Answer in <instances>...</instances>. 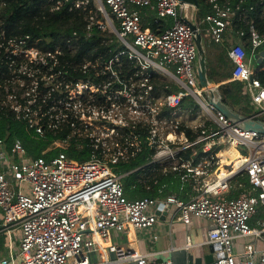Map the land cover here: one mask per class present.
Here are the masks:
<instances>
[{"label":"built area","instance_id":"2783aa9c","mask_svg":"<svg viewBox=\"0 0 264 264\" xmlns=\"http://www.w3.org/2000/svg\"><path fill=\"white\" fill-rule=\"evenodd\" d=\"M87 2L76 0L75 5ZM94 2L100 17L90 11L88 27L95 24L115 36L121 47L111 57L59 61L60 45L54 51L25 48L22 72L0 86V107L15 110L37 135L67 130L30 155L14 142L11 152L17 158L0 139V264H179L110 239L111 229L151 226L163 206H174L185 225L194 217L209 220L206 241L216 248L209 264H264V247L259 248L264 220L260 226L249 222L264 206V134L225 116L210 101L214 89L208 86L212 93L200 85L195 35L187 21L195 16L186 10L197 7L179 0ZM205 2L209 10L193 23L214 42H221L225 33L238 37L229 49L232 78L244 83L254 109L251 116L264 120V84L255 75L258 69L250 68L245 48L250 46L251 55L264 53V32L259 31L264 24L256 22L264 16V0ZM141 5L153 7L155 21L169 18L170 24L159 31L145 26L132 7ZM73 40L67 38V45ZM161 72L177 90H154L152 80ZM193 112L198 121L187 122ZM71 139L76 149L88 151L86 159L67 152ZM219 144L245 150L239 152L241 166L224 177L219 169L210 173L217 158L205 154ZM50 150L56 152L48 154ZM200 150L203 155L195 161ZM159 169L196 180V195L186 201L175 194L126 197L122 175L154 176L156 181ZM236 172L246 173L253 192L227 195L228 178ZM22 181L31 184L30 193L22 191ZM240 237L246 241L237 249ZM183 244L191 246L188 236ZM89 250L95 251L92 259Z\"/></svg>","mask_w":264,"mask_h":264},{"label":"trees","instance_id":"16d2710c","mask_svg":"<svg viewBox=\"0 0 264 264\" xmlns=\"http://www.w3.org/2000/svg\"><path fill=\"white\" fill-rule=\"evenodd\" d=\"M75 2L76 0H0V86L16 78L22 72L20 65L26 62L22 49L25 48L36 47L41 51H54L57 45H60L61 52L56 53L59 61L61 57L81 61L88 56L94 57L98 54H102L103 58H109L121 47L113 34L101 31L95 24L88 27L90 11L96 12L100 17L93 0H88L87 4L80 6H76ZM198 2L200 13H204L205 0H198ZM164 21L160 19L162 27L171 22L168 18L166 22ZM256 22L261 27L264 24V16L257 18ZM239 25L238 23L237 27ZM151 29H154L153 25ZM259 31L264 32L262 29ZM74 32L76 34H73ZM69 37L74 40L67 45L66 39ZM109 37L113 39L107 41ZM249 47L248 44L245 47L247 52ZM255 62L256 68H261L255 75L264 84V68H262L264 67V56L259 62ZM218 91L222 101L231 109L245 115L253 114L254 109L247 105L248 97L242 93L240 81L232 80L222 83ZM260 117L263 118V116ZM27 125V122L17 117L16 111L8 105L0 107V139L13 158H17L11 152L13 143L16 141H19L27 151V155H30L38 148L45 147L54 139L67 134V130L46 131L41 136L37 135L34 128L30 129ZM187 132L190 133L189 130ZM74 143V140H69L67 152L79 160L86 159L88 151L76 149ZM30 150L32 152H29ZM55 152L56 150H50L48 154ZM197 159L198 157L194 158L195 161ZM119 165L121 168L129 167V164ZM214 166L215 163L211 164L210 168L213 169ZM238 176L235 183H231L232 187L228 196H235L242 189L249 190L246 173L241 172ZM162 180L166 181V178ZM239 183L242 186H239ZM167 187L163 193L167 192L169 189ZM157 194V190L146 191L143 197H152ZM258 218L264 220V206H259L258 211L250 220L255 221ZM251 221H249L250 224Z\"/></svg>","mask_w":264,"mask_h":264},{"label":"crops","instance_id":"0c3cea01","mask_svg":"<svg viewBox=\"0 0 264 264\" xmlns=\"http://www.w3.org/2000/svg\"><path fill=\"white\" fill-rule=\"evenodd\" d=\"M132 7H134V9L139 12L141 21L145 26L151 28L153 25L154 30L157 31L163 29L162 22H160V20L155 21L156 13L153 7H149L147 5ZM199 7L200 6L198 5L197 8L192 6L186 8V10L192 16H195L192 21H195L196 23L199 21V18L209 10L208 6H205V12L200 13ZM163 20H165L164 22H166L167 18H163ZM112 22L114 23V20H112ZM112 39L113 38L109 37L107 38V41H111ZM237 40V36L228 33L224 34L221 42L211 41L207 36L202 35L201 45L205 55L207 76L210 79L208 86L215 89V98L219 93L218 88L220 84L227 83L232 80L239 81L232 78V61L229 56V49ZM258 57H260V60L262 59V55L258 54L257 56H255L251 55L249 51L247 52V59H249L250 68L256 69V65L252 66L250 64L252 63V61H257ZM196 58L194 63L195 67L197 68ZM169 67L171 69L173 68L172 65H169ZM257 69L259 70V68ZM168 80L169 76L163 74L162 72L161 74L156 75L152 80L154 90H177L178 86L174 82ZM240 82L242 83V93L244 94V96L248 97L250 102L249 93L245 91L244 83L242 81ZM185 100L186 102L184 104H188V100ZM251 107L253 108L252 104ZM196 114L197 113L193 112L190 115V118H187L186 121L191 123L197 122L199 117L196 116ZM224 149L228 151L235 150L238 152H242L230 147H221V144L211 145L208 151L205 152V154H207L208 156L212 154L214 156V159L217 158L214 168L211 169L209 166L210 170H212L210 171L212 175L220 167L221 151ZM202 155L203 152H201L200 150L196 155H194V158H199ZM218 160L219 164L217 163ZM230 162H226L225 160V162L223 161V164ZM222 167L226 172L232 169L231 165H222ZM226 168L228 169L225 170ZM238 175V172L230 174L228 178L229 183L234 184L235 180H237L239 177ZM153 177L154 176L145 177L144 175L141 176L136 173L122 175L121 181L124 188V194L127 198L134 199L143 197V194H146V191L157 190L158 194L152 197L164 199L166 195L175 194L180 199L186 201L191 199L197 193V181L193 180L191 177H181L179 171L172 169L163 171L159 169L156 172V181L153 180ZM139 178H142V182L137 181ZM164 178H166V181L162 180ZM174 183L175 185H172ZM166 187L169 189L167 190V192L163 193ZM248 189L253 192L250 185ZM229 192L230 190L228 191V193ZM177 215L178 211L174 206H163L159 208L157 219L151 226L142 228L129 227L125 232H120L122 236L119 241H115L112 238L110 239L112 242H115L120 246L135 249L141 252H154V254L159 258L169 257L179 264H209L211 261H206V258H208L209 256H212L213 258L215 256L216 250V248L211 243H208L206 241L209 220L205 217H194L189 224L185 225L179 219H177ZM262 220L263 219L258 218L255 221L253 220L252 222L259 224ZM1 236L3 235L0 234V239L2 242ZM186 236L189 237L191 242V246L187 248H185L183 244ZM236 247L237 249L242 248L241 246L238 247L237 244ZM263 247L264 244L261 243L259 245V248Z\"/></svg>","mask_w":264,"mask_h":264},{"label":"water","instance_id":"95a60500","mask_svg":"<svg viewBox=\"0 0 264 264\" xmlns=\"http://www.w3.org/2000/svg\"><path fill=\"white\" fill-rule=\"evenodd\" d=\"M180 5H194L198 6L199 2L198 0H179ZM188 23L190 24L194 35H195V45H196V50H197V77L200 85L205 86L208 88V83L210 82V79L207 76V69L205 65V55L202 49L201 45V38L202 34L198 29L196 28V25L187 20ZM264 54L263 51H260L259 55ZM260 61V57L257 58V62ZM210 92H214L213 89L208 88ZM210 101L215 105V107L220 110L225 116L231 118L233 121L238 123L243 129L248 130V131H255L261 134H264V120L260 118H253L251 115H245L242 113H239L238 111H235L231 109L226 103L222 101V98L220 94H217V97H213L210 99ZM213 258L212 256H209L206 258V261H211Z\"/></svg>","mask_w":264,"mask_h":264},{"label":"bare ground","instance_id":"6f19581e","mask_svg":"<svg viewBox=\"0 0 264 264\" xmlns=\"http://www.w3.org/2000/svg\"><path fill=\"white\" fill-rule=\"evenodd\" d=\"M225 160H226V162H230V161L231 162L223 164V161L225 162ZM242 162H243L242 157L240 156V153L238 151H235V150L228 151L226 149L222 150L221 151V164L219 167V176L224 177V176L228 175L230 172H232L235 169H237L238 167H240ZM222 165H227V166L231 165L232 169L226 172V171H224ZM94 255H95L94 250L88 251L89 258L92 259L94 257Z\"/></svg>","mask_w":264,"mask_h":264},{"label":"rangeland","instance_id":"374dc122","mask_svg":"<svg viewBox=\"0 0 264 264\" xmlns=\"http://www.w3.org/2000/svg\"><path fill=\"white\" fill-rule=\"evenodd\" d=\"M93 1H94V0H93ZM94 3H95V2H94ZM89 13H90V12H89ZM196 63H197V58H196ZM250 65L255 66V65H256V62H255V61H252V63H251ZM255 67H256V66H255ZM247 105H248V106H251V104H250V102H249V99L247 100ZM236 149H238L239 151H243V150H244L243 147H241V146H237ZM244 152H245V150H244ZM227 169H228V168H226L225 170H227ZM21 189H22V191L25 192V193H30L31 184H30L28 181H22V183H21ZM250 221H251V220H250ZM251 225L260 226L259 224L254 223V222H252V221H251ZM109 235H110V237H111L113 240H115V241H119L120 238H121V236H122V234H121L120 232H117V231H115V230H113V229H111V230L109 231ZM252 239H253V238H252ZM252 239H251V240H252ZM245 241H246V238L240 237V238H237V239L235 240V243L237 244L238 247H239V246L242 247V244H243Z\"/></svg>","mask_w":264,"mask_h":264}]
</instances>
